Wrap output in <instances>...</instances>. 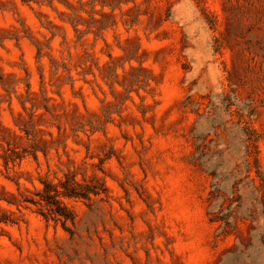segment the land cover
I'll list each match as a JSON object with an SVG mask.
<instances>
[{
    "label": "rangeland",
    "instance_id": "1",
    "mask_svg": "<svg viewBox=\"0 0 264 264\" xmlns=\"http://www.w3.org/2000/svg\"><path fill=\"white\" fill-rule=\"evenodd\" d=\"M0 220V264H264V0H0Z\"/></svg>",
    "mask_w": 264,
    "mask_h": 264
},
{
    "label": "trees",
    "instance_id": "2",
    "mask_svg": "<svg viewBox=\"0 0 264 264\" xmlns=\"http://www.w3.org/2000/svg\"><path fill=\"white\" fill-rule=\"evenodd\" d=\"M60 185L62 187L61 189L58 186L53 187L51 184L45 183L43 199L46 201L47 205L50 208L49 214L44 212H42V214L47 219L50 217L54 219H59L58 216H63L66 219L71 218L69 209L66 207V205H64L60 197L72 198L81 195L79 194V192H77L76 187L74 185L68 183V180L62 181ZM210 219L211 221L216 220V218L214 217ZM258 250L260 251V254L264 256V227L259 237Z\"/></svg>",
    "mask_w": 264,
    "mask_h": 264
}]
</instances>
